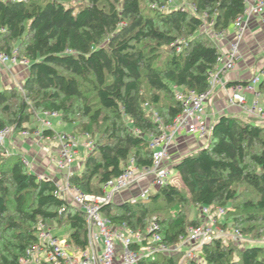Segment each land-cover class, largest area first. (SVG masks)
<instances>
[{"label":"trees","instance_id":"obj_1","mask_svg":"<svg viewBox=\"0 0 264 264\" xmlns=\"http://www.w3.org/2000/svg\"><path fill=\"white\" fill-rule=\"evenodd\" d=\"M182 1L0 0V52L28 62L22 84L0 91V130L31 132L36 114L56 113L74 134L88 136L93 146L68 179L86 195H101L130 159L150 168V139L182 111L176 92L208 90L220 56L215 37L246 4L185 0L189 8L164 11ZM258 93L264 100V78ZM5 153L0 146V264H18L36 244L40 224L66 230L67 244L83 249L82 211L56 197L54 182L24 166L22 154ZM170 160L166 167L174 175L162 187L134 204L105 205L103 216L131 232L154 221L171 247L201 224L188 219L192 209H223L216 227L263 244L213 239L194 251L193 260L159 254L137 264H264V125L223 116L205 147Z\"/></svg>","mask_w":264,"mask_h":264},{"label":"built area","instance_id":"obj_2","mask_svg":"<svg viewBox=\"0 0 264 264\" xmlns=\"http://www.w3.org/2000/svg\"><path fill=\"white\" fill-rule=\"evenodd\" d=\"M253 19H258L260 23L264 24V0H246L243 13L233 22L236 36L230 44L228 52L224 56H219L218 64L209 78L208 90L203 93L176 92L175 97L182 104V111L171 125L162 127V133L159 136L150 139L152 166L147 169L138 168L130 159L117 178L104 184L101 195H86L78 188L69 185L68 179L73 174L72 166L75 162L79 142L71 134L52 131V125L48 119L59 118L58 114L45 113L44 117L39 120V129L20 132L24 138L57 141V159H53V162L55 171L59 172L64 179L58 182L51 178H40L54 182V195L61 200L72 202L82 211L86 226V245L83 249L71 247L67 244L66 237L62 239L55 235L54 228L40 224L36 244L26 250L25 256L19 258L18 264H137L140 259L154 255L177 253L185 254L184 260H193L195 259L194 251L210 240L230 239L233 242H239L243 238L235 230H232L231 234H227L216 227V222L224 214L223 209L212 211L208 207H201L200 213L208 221L197 227L189 228L186 235L179 237L178 244L171 247L163 243L162 236L158 233V225L154 221L142 232H131L126 224L118 226L111 224L103 216L101 209L105 205L115 202L117 196L141 180L150 178L155 190L162 187L170 176V171L164 163L167 152L176 137L184 135L208 139L210 128L205 122V106L217 84H221L226 90L229 106L240 108L248 119L255 120L258 124H264V110L260 107V95L257 90L262 81L260 74L252 76L247 82H238L227 86L221 80L226 72L235 68L242 34ZM7 63L28 68L26 60H19L15 54L7 55L0 52V65ZM247 94L253 96L249 105L246 102ZM44 131H51L52 136L43 137ZM12 133L8 127L0 130L1 146H4L5 141ZM84 138L88 140V136ZM85 146L91 150L93 143L89 141ZM21 161L27 168L31 167V163L24 156ZM149 194L148 189L142 190L124 202L134 204L137 201L146 200ZM133 245L137 246L136 250L131 248ZM184 248H187L186 253L183 252Z\"/></svg>","mask_w":264,"mask_h":264},{"label":"crops","instance_id":"obj_3","mask_svg":"<svg viewBox=\"0 0 264 264\" xmlns=\"http://www.w3.org/2000/svg\"><path fill=\"white\" fill-rule=\"evenodd\" d=\"M235 33L236 30L232 25L227 32L223 33V35L215 37L220 55L224 56L228 52L229 46L236 36ZM262 73H264V24L260 23L258 19H253L249 22L242 34L235 68L232 71L226 72L221 77V80L225 86L237 82H247L252 76L256 74H260L261 80H263ZM27 75V67L15 65L11 68L8 74L0 76L3 86L1 91L4 89L20 86V84H22V82L26 79ZM252 99V95H246V102L248 105L251 103ZM259 104L264 110V100L261 97L259 99ZM223 116H231L242 120H248L240 108L231 107L228 105L226 90L221 84H217L205 106V122L209 128H211L218 121V119ZM48 120L51 122L53 128L52 121L50 119ZM56 121L59 122L60 119ZM252 121L258 124L255 120ZM62 124L59 122L58 125L62 127ZM32 128L36 130L39 129V126H33ZM68 134H71L78 139L79 146L76 156H78L79 151L82 152L83 155L85 153L88 155L90 150L85 146L86 138L79 137V135H76L73 132ZM13 137L17 140V146L14 147V149L27 158V160L31 163V167L29 169L38 177H45L46 179L51 178L58 182L64 179L59 172L55 171L53 159H57V147L52 150L49 149L47 143L51 140L24 138L20 134H17ZM206 145V139L184 135L178 136L174 139L172 145L170 146L164 164L166 166H169L168 164H170L171 166L173 165L170 160L171 156L176 155L177 157H180L184 154L203 148ZM82 163L83 161L77 162V160L74 162L72 166L73 173L81 170ZM147 189L149 191L155 190L151 184L150 178L141 180L136 185L117 196L115 203H122L124 200H128L130 197L137 195L140 191Z\"/></svg>","mask_w":264,"mask_h":264},{"label":"rangeland","instance_id":"obj_4","mask_svg":"<svg viewBox=\"0 0 264 264\" xmlns=\"http://www.w3.org/2000/svg\"><path fill=\"white\" fill-rule=\"evenodd\" d=\"M69 2H71L73 5H76L77 4V2H78V0H68ZM185 5V7L186 8H189V3L187 2V1H185V0H183L182 2H179V3H175L172 7H169V8H166V9H164V11L165 12H167V11H169L170 9H172V8H175L176 6H179V7H183ZM207 31L209 30V29H206ZM12 67H14V65H11V64H9V63H7V64H5V65H0V76H4V75H6V74H8L9 72H10V70H11V68ZM262 78H264V73H262ZM19 87V86H18ZM3 88V86H2V83H1V80H0V91H1V89ZM15 88V87H14ZM43 118V114H36L35 116H34V118H33V121H32V123H31V125L29 126V127H33V126H39V128H40V119H42ZM50 120L52 121V124H53V128H52V131H54V132H56V133H70V132H72V128L70 127V125H65V124H62V127H60L58 124H59V122H57L56 120H59L58 118H50ZM65 125V126H64ZM10 130H11V132H13L12 133V135L11 136H9L8 137V139L5 141V143H4V148H5V151H6V156H9L10 155V153H12L13 155H18V154H20V153H18V151L17 150H15L14 149V147H16L17 146V140L16 139H14V137L13 136H15V135H17V134H19V133H15L14 131H13V128L12 127H8ZM79 137H84V136H81V135H79ZM22 141H23V139H22ZM89 141H91V140H87L86 139V142H85V144L86 143H88ZM48 147H49V149L50 150H52V149H54L55 147H58L57 146V142L55 141V140H52L51 139V141H49L48 143ZM1 146V145H0ZM42 147V146H41ZM35 156V155H34ZM87 156V153H85L84 155L82 154V152H80L79 151V154H78V156H75V161L77 160V162H80V161H84V159H85V157ZM171 175H174V171L173 170H171L170 171V176ZM153 192V190H150V193H152ZM70 205H72V206H74V204L72 203V202H68ZM113 203H115V202H113ZM118 204V203H117ZM196 218H198L199 219V221L201 222V224H205L208 220H205L203 217H202V215H201V213H200V210H199V212L196 210V209H192L189 213H188V219L190 220V219H196ZM233 229L232 228H228L227 229V234H231V231H232ZM54 233H55V235H57L58 237H60V238H65L67 235H66V230H62V229H57V228H55L54 229ZM236 244H237V246H241L240 244H243V243H247V246L248 247H251V246H260V245H262L263 243H262V241H260V242H250V240L248 239V238H242L239 242L237 241V242H235ZM183 252H187V248H184L183 249ZM185 259V254H182V256H181V260H180V263L183 261Z\"/></svg>","mask_w":264,"mask_h":264}]
</instances>
